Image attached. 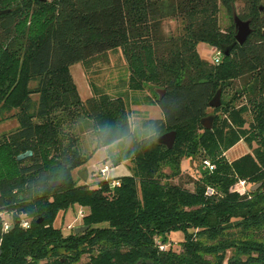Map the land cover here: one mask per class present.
I'll use <instances>...</instances> for the list:
<instances>
[{"label":"trees","instance_id":"16d2710c","mask_svg":"<svg viewBox=\"0 0 264 264\" xmlns=\"http://www.w3.org/2000/svg\"><path fill=\"white\" fill-rule=\"evenodd\" d=\"M220 9L230 19L224 28ZM0 11V114L14 110L1 119L17 121L0 135V212L13 213L8 229L0 216V264H78L83 256L87 264H264V0H0ZM234 15L250 20L243 44ZM170 20L175 29L165 33ZM200 43L218 60L202 58ZM118 49L125 82L112 92L90 82L81 99L70 66L88 70ZM218 89L233 93L212 108ZM139 103L157 105L161 117L135 129L130 110ZM81 116L95 138L88 154L74 131ZM171 130V148L156 142ZM240 140L252 152L229 161L225 152ZM102 147L104 161H129V173L115 186L102 176L78 183L74 170ZM197 157L193 188L173 182L183 159ZM75 206L86 209L88 228L65 234L55 219Z\"/></svg>","mask_w":264,"mask_h":264},{"label":"rangeland","instance_id":"374dc122","mask_svg":"<svg viewBox=\"0 0 264 264\" xmlns=\"http://www.w3.org/2000/svg\"><path fill=\"white\" fill-rule=\"evenodd\" d=\"M235 7L236 9L240 7V1L235 2ZM219 21L223 28L226 27L230 22V19L228 18V15L224 9H220L219 11ZM175 24L176 23L173 20L166 21L164 23L165 33L172 32L175 29ZM197 50L199 52V55L208 61H213L217 54V50L214 47H211L204 43H200L197 47ZM125 67L126 63L121 54V51L118 49L115 51L107 52L106 59L103 57L96 59V61L93 62V64L88 70H85L83 64H81L80 62L74 63L70 66V72L77 86L78 93L81 99H86L91 95L90 82H93L100 87H104L106 90L109 89V91L111 92L114 87L113 85L118 83L120 80L125 82L127 76V71L125 70ZM241 83V80H235L233 82V87H239ZM145 93L147 95H151L152 89L147 88ZM232 93L233 90H229L225 93H222L221 100L227 99ZM139 96V99H141V95ZM131 109L132 110H130V120L133 128L135 129L140 126V122L144 117H161V111L159 107L155 104L151 105L146 103H139L138 105H131ZM12 112H14V110L10 113ZM10 113H5L4 115L0 114V135L4 132L13 130L17 126V121L14 117L1 119L2 116H7ZM207 115H213L211 109L208 110ZM74 131L79 137V143L82 151L86 154L90 153L95 145V138L92 133L90 121L84 116L79 117L75 123ZM250 152H252V147L248 146L245 141L240 140L225 152V156L229 161H232L238 158L239 156ZM107 155L108 150L105 147L99 148L92 154L86 166H84L85 168L80 167L75 169L74 177L77 178L78 183H85L94 186L96 181L100 179L101 176L104 177L98 172V169L104 164H106L108 167L106 173L107 179L118 178L122 175H126L129 173V161L124 162V164H118L116 166H113L110 158L104 161V158ZM84 169H86V180H82L81 177H79L78 175L79 172L85 173ZM200 169V157H197L192 160L185 158L182 162V174L181 176L174 178L173 182L182 184L185 187L192 189L193 186L190 180L195 179L199 175ZM244 186L246 189H248L249 184L245 183ZM81 210L86 212L85 208L79 206H75L74 208H68L65 212L59 211L55 219L54 225L59 226L65 234H68L71 230H73L74 226L80 224L81 216L79 215V212ZM3 221L8 222V219L5 217ZM180 234L181 232H178L176 233V235L174 234V236ZM173 247L177 250L180 248L178 243H173ZM87 261L88 256H83L78 264H87Z\"/></svg>","mask_w":264,"mask_h":264},{"label":"water","instance_id":"95a60500","mask_svg":"<svg viewBox=\"0 0 264 264\" xmlns=\"http://www.w3.org/2000/svg\"><path fill=\"white\" fill-rule=\"evenodd\" d=\"M39 1H45V0H39ZM3 11H0V13ZM233 22L235 26V41L239 44H243L248 36L251 33V26H250V20H243L239 16L234 15ZM156 92L158 93V98L160 99L161 96L164 93V89H156ZM221 89H218L217 92L213 95V97L209 101V106L212 108L219 107L221 105ZM214 116L213 115H207L203 117L200 122L201 125L206 128L210 129L213 125ZM176 138V132L174 130L167 131L161 135H159L156 138V142L166 146L167 148H171ZM127 145L132 147L133 146V139L132 137H129L127 139ZM26 155L31 154V152L25 153ZM23 155H19L18 158H22ZM84 172H79L78 175L81 177L82 180H86V169H84ZM61 182L59 180L51 181L50 185L55 187L60 185ZM259 185V184H258ZM258 185H256L254 188H256ZM42 219L40 218L38 222H40ZM88 228L87 225H77L74 227L75 233H80L82 231H85ZM1 253V250H0Z\"/></svg>","mask_w":264,"mask_h":264},{"label":"built area","instance_id":"2783aa9c","mask_svg":"<svg viewBox=\"0 0 264 264\" xmlns=\"http://www.w3.org/2000/svg\"><path fill=\"white\" fill-rule=\"evenodd\" d=\"M219 58V53L217 52L216 54V57L214 58L215 61H217ZM203 168H206V169H209V170H212L214 168V165L211 164L208 160H204L203 161ZM107 170H108V167L107 165H103L101 166L99 169H98V172L103 175L105 178H106V173H107ZM107 179V178H106ZM110 185L111 186H115L118 184V181L115 179V178H112L110 179ZM245 182L244 181H239L235 187L237 189H241V190H244L245 189ZM208 192H211L210 190ZM79 215L82 216V211L79 212ZM161 248H163V246H161Z\"/></svg>","mask_w":264,"mask_h":264},{"label":"flooded vegetation","instance_id":"af4514ba","mask_svg":"<svg viewBox=\"0 0 264 264\" xmlns=\"http://www.w3.org/2000/svg\"><path fill=\"white\" fill-rule=\"evenodd\" d=\"M12 215H13V213L10 210L9 211L4 210V211L0 212V216L3 220L5 219V217L8 219V222L4 221L5 222L4 227H7V229L13 227ZM24 225H29V222L27 220H23L21 222V226L24 227ZM79 225H82V223L80 222ZM73 231H74V228H73Z\"/></svg>","mask_w":264,"mask_h":264},{"label":"crops","instance_id":"0c3cea01","mask_svg":"<svg viewBox=\"0 0 264 264\" xmlns=\"http://www.w3.org/2000/svg\"><path fill=\"white\" fill-rule=\"evenodd\" d=\"M121 164H124V162H122ZM104 165H106V164H104ZM85 168V167H84Z\"/></svg>","mask_w":264,"mask_h":264},{"label":"clouds","instance_id":"9594fccd","mask_svg":"<svg viewBox=\"0 0 264 264\" xmlns=\"http://www.w3.org/2000/svg\"><path fill=\"white\" fill-rule=\"evenodd\" d=\"M28 225H24V227H27Z\"/></svg>","mask_w":264,"mask_h":264}]
</instances>
